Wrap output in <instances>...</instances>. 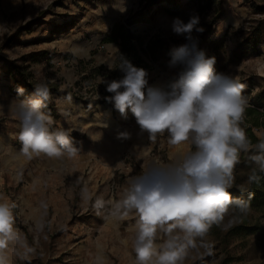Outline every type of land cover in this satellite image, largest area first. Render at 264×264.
<instances>
[{
	"label": "rangeland",
	"instance_id": "obj_1",
	"mask_svg": "<svg viewBox=\"0 0 264 264\" xmlns=\"http://www.w3.org/2000/svg\"><path fill=\"white\" fill-rule=\"evenodd\" d=\"M116 3L0 0V196L15 205V226L34 249L23 259L10 251L13 264H94L97 255L105 264H135V213L117 227L107 218L110 205L97 214L95 197L119 200L131 176L153 161L171 162L181 149L169 145L166 133L150 141L135 126L134 115L116 128L90 121L117 120L119 111L106 99L112 95L106 82L123 77V57L142 65L149 86H166L177 77L179 69L168 66L169 52L187 41L171 31L174 18L186 23L190 15H199L205 29L193 33L199 48L216 58L217 72L245 85L242 95L254 111L248 118L264 120V0H125L123 13L114 7H122L123 0ZM115 26L132 36L126 42L110 41ZM42 80L50 89L46 111L53 118L52 130L75 129L73 143L81 150L75 157L27 159L20 154L19 120L11 102L32 95ZM18 87L24 89L22 96ZM124 131L130 138L118 139ZM252 132L258 141L240 153L233 185L245 173L243 160L258 166L252 157L259 154L264 128L253 126ZM85 187L90 200L82 196ZM38 223L42 230L37 231ZM206 239L212 242L211 252L193 250L184 264H264V207L248 206L246 213L230 208Z\"/></svg>",
	"mask_w": 264,
	"mask_h": 264
},
{
	"label": "clouds",
	"instance_id": "obj_2",
	"mask_svg": "<svg viewBox=\"0 0 264 264\" xmlns=\"http://www.w3.org/2000/svg\"><path fill=\"white\" fill-rule=\"evenodd\" d=\"M119 3L117 0L116 5ZM114 7L127 11L125 0L122 7ZM204 30L198 14L190 15L186 23L173 19L171 31L187 42L169 52L168 66L179 72L166 86H149V73L123 56L119 65L123 77L106 82V91L112 94L106 99L114 102L122 117L130 110L150 141L166 133L169 145L181 149L171 162L153 161L146 170L131 176L119 200L95 197L97 214L110 205L107 218L117 227L119 221L135 213L131 241L135 264H184L193 250L210 253L212 242L206 238L213 225L219 226L230 208L240 213L248 210V203L229 191L239 155L250 149L241 126L248 107L242 95L245 85L216 71V58L206 56L193 35ZM99 82L105 83L102 77ZM23 93L18 87L17 94ZM49 100L50 89L42 80L32 95L11 102L15 106L12 113L19 120L20 154L27 159L42 154L52 159L71 158L81 151L73 143L75 129L52 130L53 118L46 111ZM117 138L128 139L130 133L120 132ZM256 147L259 154L252 159L264 171V141ZM82 196L92 199L87 187ZM14 207L0 196V264H13L10 251L23 259L34 250L15 226ZM42 227L38 223L37 231ZM122 243L127 247L129 242L124 239ZM94 264H105L104 257L97 255Z\"/></svg>",
	"mask_w": 264,
	"mask_h": 264
},
{
	"label": "trees",
	"instance_id": "obj_3",
	"mask_svg": "<svg viewBox=\"0 0 264 264\" xmlns=\"http://www.w3.org/2000/svg\"><path fill=\"white\" fill-rule=\"evenodd\" d=\"M134 21H129L133 23ZM132 36L131 33L124 29L122 26L117 29L116 26L109 33L108 39L110 41L120 39L122 42H126L128 37ZM256 44V43H254ZM135 67L142 68V65H134ZM24 84L28 88L29 85L25 82ZM56 92L59 94H65V91H58L55 88ZM253 110L246 108L245 119L242 123V127L245 129L246 137L250 141V144H253L258 141L255 135L252 132L253 126H261L264 128V120L259 121L258 117H251L253 115ZM243 166H245V173L242 176L235 178V184L229 189L232 197L240 198L245 200L248 203V206L251 207H264V171H260L258 166L252 164L250 160H243ZM238 185H241L240 187ZM234 231L237 230L233 229Z\"/></svg>",
	"mask_w": 264,
	"mask_h": 264
},
{
	"label": "crops",
	"instance_id": "obj_4",
	"mask_svg": "<svg viewBox=\"0 0 264 264\" xmlns=\"http://www.w3.org/2000/svg\"><path fill=\"white\" fill-rule=\"evenodd\" d=\"M159 85H162L163 86V84H154V85H152L153 87L154 86H159ZM131 115H133L132 113H131V111L130 110H128V114H127V117L126 118H124V117H122L121 115H120V113H118V115H116V118H117V120H114V119H105L104 118V120L106 121V122H103V121H101L102 120V118L101 117H95L96 119H98V121H95L94 119L93 120H91L90 121V123H92L94 126H96V125H99V126H112L113 128H116V126L117 127H119L120 125H119V122L120 123H123L124 121H126V119H129V117L131 116ZM74 126H78L77 124L76 125H74ZM135 126H137V124H135ZM134 127V126H133ZM11 163H9V165H10ZM1 171H3V169H1Z\"/></svg>",
	"mask_w": 264,
	"mask_h": 264
}]
</instances>
